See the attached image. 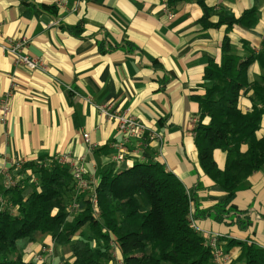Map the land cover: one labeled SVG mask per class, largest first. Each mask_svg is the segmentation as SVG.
Listing matches in <instances>:
<instances>
[{"label": "crops", "instance_id": "1", "mask_svg": "<svg viewBox=\"0 0 264 264\" xmlns=\"http://www.w3.org/2000/svg\"><path fill=\"white\" fill-rule=\"evenodd\" d=\"M253 8L258 20L252 27L228 24L227 18ZM21 38L28 39L26 52L43 59L47 70L14 64L3 45ZM226 39L243 58L264 53V0H66L65 8L53 0H0V108L12 89L5 123L0 110V165L12 158L69 154L97 183L106 170L160 161L193 194L202 233H221L233 259L241 248L228 246L229 240L264 247V169L238 192L236 210L217 221L213 207L226 193L201 168L195 145L200 117L195 97L205 93V68L212 59L221 62ZM260 75L255 60L249 79ZM252 93L243 90V111L250 109ZM99 106L155 129L164 147L150 136L127 141L118 120L103 115ZM263 134L264 121L258 132ZM120 152L123 161L116 160ZM214 158L223 170L226 153L216 149ZM41 234L21 248L27 261L42 264L40 253L46 264L72 257L51 235L39 240Z\"/></svg>", "mask_w": 264, "mask_h": 264}, {"label": "trees", "instance_id": "2", "mask_svg": "<svg viewBox=\"0 0 264 264\" xmlns=\"http://www.w3.org/2000/svg\"><path fill=\"white\" fill-rule=\"evenodd\" d=\"M257 20L254 8L227 18L230 26L252 27ZM255 60L261 75L251 82L249 67ZM203 79L206 91L195 97L200 107L195 145L201 168L226 193L213 207L217 221H223L236 210L234 200L249 177L264 169V134L258 135L264 121V53L243 58L226 39L221 62L210 60ZM247 88L253 92L252 105L243 111L239 101ZM216 149L226 153L223 170L214 158ZM40 160L46 158L27 162L22 170L31 169L37 181L27 176L10 188L0 181V198L6 200L2 205L0 199V264H36L25 259L18 240L35 242L40 233L69 247L72 260L64 264H214L205 235L191 225L192 195L160 161L104 171L96 186V215L89 192L77 196L79 210L69 211L76 195L71 168L58 162L39 165ZM228 246L241 248L232 264H264V247L237 240Z\"/></svg>", "mask_w": 264, "mask_h": 264}, {"label": "built area", "instance_id": "3", "mask_svg": "<svg viewBox=\"0 0 264 264\" xmlns=\"http://www.w3.org/2000/svg\"><path fill=\"white\" fill-rule=\"evenodd\" d=\"M66 0H53L54 5L59 8H65ZM77 9V7H76ZM28 39H11L6 44L3 45V50L6 54L12 58L13 62L17 66H23L28 70H47L48 66L44 62L43 59L39 57H32L26 52V48L28 46ZM12 96V89L6 92L4 98L1 101V120L5 123L8 120L9 114L11 112L10 106V98ZM99 110L103 115L108 117L109 119H117L118 126L124 137L128 140L136 137L150 136L158 141H162V134H160L155 129L151 128L147 124L143 123L140 120H137L132 115L129 114H119L116 112H112L108 106H99ZM84 139L88 143L90 149H94L95 144H93L90 140L89 133L84 134ZM124 146H121V151ZM125 158V154L120 152L116 156V160L123 161ZM30 160L24 158H12L2 163L0 165V181L1 184L5 188L15 187L23 182L24 177L30 176L32 177V181H37L36 177L32 173L31 169H26L22 171L26 166V163ZM40 164H52L53 162H58L63 165H68L72 172L74 178V189L76 191V195L73 201L68 205L69 211H76L80 209L79 201L77 200V196L82 193L89 192L90 199L92 200L93 207L97 215H99V211L97 209V193L96 186L97 183L94 179H90L85 176V170L82 166L76 165L73 162V158L69 154H62L53 157H47L45 161H38ZM1 203L5 204V199L2 197ZM193 228H195V224L193 223ZM199 232V230H197ZM202 233V230H200ZM204 234V233H202ZM206 237L207 244L211 247L213 251V260L214 264H229L232 260L231 255L226 251V249L222 245V234L219 232H209L204 234ZM46 251L53 252L52 248H45ZM43 258V256H42Z\"/></svg>", "mask_w": 264, "mask_h": 264}, {"label": "rangeland", "instance_id": "4", "mask_svg": "<svg viewBox=\"0 0 264 264\" xmlns=\"http://www.w3.org/2000/svg\"><path fill=\"white\" fill-rule=\"evenodd\" d=\"M162 141H158L159 142V146H161L162 148L164 147V137H163V135H162ZM27 177V176H26ZM31 180H32V178H31ZM27 186V185H26ZM188 190V189H187ZM188 192L190 193V195H192V197H193V194L188 190ZM195 203H194V200H193V198H192V200H191V210H192V220H191V225H192V227H193V223L195 224V230L197 231V230H199V232H200V230H201V228H199L198 227V224H197V218L195 217V210H193V209H196L197 208V206L195 207ZM96 215H97V213H96ZM83 230H86V228H84ZM87 231V230H86ZM88 232V231H87ZM42 236H38V239L39 240H42V239H44L45 238V235L44 234H41ZM50 235V234H49ZM52 237V236H51ZM53 240V239H52ZM33 242H29L27 239H20V240H18V248H22V247H24L25 245H28V244H32ZM47 248H49L48 246H46ZM59 247V246H58ZM64 247V246H63ZM50 248H52V247H50ZM55 249V248H54ZM58 249V248H57ZM63 252L64 253H67V252H71L70 251V249H69V247H65L64 248V250H63ZM112 252H113V256L116 258V263H120L121 262V258H122V256H121V253H120V250L117 248V247H114L113 249H112ZM63 253V254H64ZM41 254L42 253H40V255H39V257H37V259L38 260H40L41 262H42V264H46V260L45 259H43L42 258V256H41ZM71 256H72V254H71ZM231 258H232V260H231V262L229 263V264H232V262H233V257L231 256ZM72 259V257L71 258H69V260L68 261H70ZM66 259H63V260H57L56 261V263H52V264H64V263H67L68 262Z\"/></svg>", "mask_w": 264, "mask_h": 264}]
</instances>
